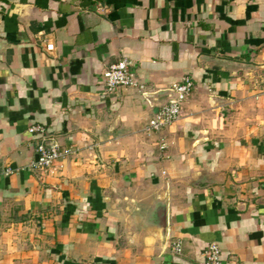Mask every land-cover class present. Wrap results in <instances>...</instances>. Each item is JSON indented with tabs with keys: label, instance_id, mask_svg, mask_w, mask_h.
I'll return each mask as SVG.
<instances>
[{
	"label": "crops",
	"instance_id": "crops-1",
	"mask_svg": "<svg viewBox=\"0 0 264 264\" xmlns=\"http://www.w3.org/2000/svg\"><path fill=\"white\" fill-rule=\"evenodd\" d=\"M122 59L140 88L106 94ZM33 125L74 150L48 177ZM211 243L264 264V0H0V264H205Z\"/></svg>",
	"mask_w": 264,
	"mask_h": 264
},
{
	"label": "built area",
	"instance_id": "built-area-1",
	"mask_svg": "<svg viewBox=\"0 0 264 264\" xmlns=\"http://www.w3.org/2000/svg\"><path fill=\"white\" fill-rule=\"evenodd\" d=\"M51 44L46 46V51H52ZM133 63L128 59L109 65L103 72L102 78L106 94H113L118 90L136 88L140 86L132 72ZM142 88V87H141ZM193 83L188 77L181 82L172 84L169 88L170 97L159 111L150 119L144 127V132L148 135L159 134L179 121L182 106L192 93ZM28 132L37 139L35 148L36 159L27 167V171L37 173L40 176H51L56 170V164L66 159L74 153L73 149L61 147L58 143L50 139L43 126L33 125L28 128ZM165 145L161 144V149ZM6 174L12 171L6 169ZM170 250L173 255H180L182 244L179 241L170 243ZM205 264H223L220 259V249L215 243L208 245L204 251Z\"/></svg>",
	"mask_w": 264,
	"mask_h": 264
}]
</instances>
